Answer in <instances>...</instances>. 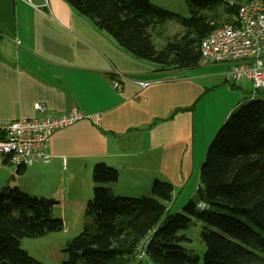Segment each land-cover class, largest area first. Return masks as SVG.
Here are the masks:
<instances>
[{
  "label": "crops",
  "instance_id": "1",
  "mask_svg": "<svg viewBox=\"0 0 264 264\" xmlns=\"http://www.w3.org/2000/svg\"><path fill=\"white\" fill-rule=\"evenodd\" d=\"M225 69L202 60L190 69H159L133 58L65 0H0V118L38 117L36 103L51 115L71 108L99 115L97 124L80 119L55 130L46 164L17 173L0 157V187L12 184L71 208L89 198L97 162L118 172L108 187L121 181L147 193L158 173L180 176L194 154L204 156L221 121L214 127L205 118L202 101L213 82L230 84ZM180 108L190 109L170 117Z\"/></svg>",
  "mask_w": 264,
  "mask_h": 264
},
{
  "label": "trees",
  "instance_id": "2",
  "mask_svg": "<svg viewBox=\"0 0 264 264\" xmlns=\"http://www.w3.org/2000/svg\"><path fill=\"white\" fill-rule=\"evenodd\" d=\"M65 1L133 58L159 69L196 67L200 40L230 20L220 0H188L186 17L149 0ZM170 21L181 32L156 45ZM90 177L84 209L90 221L66 242L60 264H264V94H252L220 124L199 165L196 197L182 212L163 216L173 194L167 181L155 178L149 195L127 197L106 186L118 178L113 167L97 162ZM55 204L15 185L1 188L0 264H44L19 240L61 230L62 220L51 214ZM194 219L202 224L201 262L183 245L190 240L182 231ZM141 251L146 260L138 259Z\"/></svg>",
  "mask_w": 264,
  "mask_h": 264
},
{
  "label": "built area",
  "instance_id": "3",
  "mask_svg": "<svg viewBox=\"0 0 264 264\" xmlns=\"http://www.w3.org/2000/svg\"><path fill=\"white\" fill-rule=\"evenodd\" d=\"M220 4L229 10L230 20L200 40V58L205 63L224 64L228 82L248 80L252 94H264V0H220ZM34 107L39 112L35 118H0V157L15 166L48 163V143L55 130L80 119L99 122L98 114L85 115L77 108L51 115L40 103ZM138 259L146 260L143 251Z\"/></svg>",
  "mask_w": 264,
  "mask_h": 264
},
{
  "label": "rangeland",
  "instance_id": "4",
  "mask_svg": "<svg viewBox=\"0 0 264 264\" xmlns=\"http://www.w3.org/2000/svg\"><path fill=\"white\" fill-rule=\"evenodd\" d=\"M149 1L154 5L171 11L181 17H186L188 15V0ZM218 7L220 9L223 8L220 2ZM180 32L181 29L179 25L176 22L170 21L165 25L161 38H155V43L156 45H159L165 40V38L171 37ZM213 83L214 84H212V87H210L208 89V92L205 94L202 102L205 103V105L203 106L206 111V113L204 112L205 118L207 120H212L213 126L214 124H218L217 117H219L221 120L218 126H216L217 128L214 131V136L220 124L225 120V118L232 111L236 110L241 104L247 102L251 98L252 86L251 82H249L248 80H242L241 82H237L236 84L229 82L230 84L225 83L217 85V82ZM200 126L203 125L200 124ZM205 134L208 135L207 132H205ZM207 146L205 148L204 155L206 153ZM203 159V154H200L198 152L194 154L193 167L191 169H188L187 171L181 170L180 176L169 177L167 173L166 175L158 173L159 175L156 176L157 179L167 181L173 185V194L171 199L168 202H165L166 211L163 216L176 212H182V207L187 203V201L196 197L199 163L202 162ZM8 166L10 168H14V165H12L11 162H9ZM174 174L177 175L176 172ZM1 175L2 173H0V178ZM89 182H91V180ZM148 187L149 188L147 190V193H145L143 191H145L144 189L146 188V186L139 187V185H130V183L123 184L121 183V181H117L113 185L110 184L111 191L114 195L127 197L149 195L150 186ZM22 190L26 191L24 189ZM77 190L82 192V188H77ZM88 190L89 192H91L89 196H87V198H90L92 187L87 186V195ZM26 192L30 193L29 191ZM77 194L78 196H75V198H80V194ZM82 199L83 201H87L85 199V196ZM79 203V201L74 202L71 208L69 207L68 203H66V205H60L59 207H57V205L55 204L56 206L52 208L51 214L52 217L62 220L63 226L61 230L56 232H49L38 237H23L19 240L20 248L23 249L32 258L44 264H60L62 261L66 260V255L63 252L66 242L77 235L82 230L84 224L90 221L89 216H87L84 211L85 204L82 207ZM201 225V222L194 219L192 220V224H190V226L186 230L182 231L190 240L188 243H185L183 245L193 253L197 254L200 262L202 261L203 252L205 250V246L200 239Z\"/></svg>",
  "mask_w": 264,
  "mask_h": 264
}]
</instances>
